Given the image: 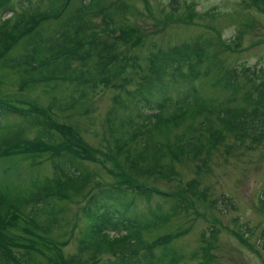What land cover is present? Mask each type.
Instances as JSON below:
<instances>
[{"label":"trees","instance_id":"trees-1","mask_svg":"<svg viewBox=\"0 0 264 264\" xmlns=\"http://www.w3.org/2000/svg\"><path fill=\"white\" fill-rule=\"evenodd\" d=\"M259 1L264 7V0ZM71 2L19 0L17 8L14 0H0V264H152L153 247L160 243L167 255L175 234L151 243L145 232L185 212L189 197H200L202 191L196 179L176 193L135 178H177L176 163L203 154L210 158L227 136L237 144L250 136L256 142L264 129V81H258L255 67L245 64L221 74L214 86L228 91L230 99L207 111L208 100L198 82L201 48L185 43L152 56L150 72L136 89L122 92L107 116L116 154L126 157L129 171L135 173L127 176L120 161L111 157L120 168L117 177L124 180L87 192L83 206L87 221L79 232L77 252L68 260L48 233L63 213L62 201L70 193L84 192L91 178L86 163L110 154L86 140L78 121H62L54 113L104 87L124 89L122 73L129 64L121 44L89 31L82 15L64 21L53 34L42 33L43 22L63 19ZM101 2L84 0L82 5L92 10ZM103 20L105 30L114 33L112 15L105 14ZM20 66L25 75L15 79L19 91L4 94L8 70ZM62 81L68 82L70 92L61 91ZM239 89L245 91L242 104L233 106ZM36 92L47 96L49 110L33 101L31 94ZM200 114L202 119L191 122L173 140L158 136ZM29 132L34 133L31 138ZM47 161L48 174L41 169ZM260 201L264 205V192ZM212 204L219 208L218 200Z\"/></svg>","mask_w":264,"mask_h":264},{"label":"rangeland","instance_id":"rangeland-1","mask_svg":"<svg viewBox=\"0 0 264 264\" xmlns=\"http://www.w3.org/2000/svg\"><path fill=\"white\" fill-rule=\"evenodd\" d=\"M14 1L20 8L19 0ZM83 1L72 0L63 19L45 20L42 33L53 34L64 21L82 15L89 31L101 32L100 37L121 44L120 51L129 57V64L122 73L124 89L104 87L65 111L54 113L59 120L78 121L86 140L110 154L105 160L101 154L86 163L91 178L84 192L70 193L62 201L63 213L48 233L62 247L68 260L77 252L79 232L87 221L83 213L87 192L99 185L124 180L117 177L120 168H116L111 157L120 161L127 176L133 173L126 157L124 161L116 154L107 116L122 92L133 91L147 76L152 69V56L175 45L196 43L203 56L198 82L203 97L208 100L204 104L207 111L226 105L230 99L228 91L214 86L221 74L245 64L255 67L258 81H264V7L259 0H102L92 10H85ZM105 14H111L115 21L114 33L104 28ZM122 35L128 37L122 39ZM24 68L8 70L10 76L2 85L4 94L19 91L15 79L25 75ZM61 83V91H71L68 82ZM244 92L239 89L238 97L231 101L233 106L242 104ZM31 96L40 108L49 110L46 95L36 92ZM203 116L163 129L158 136L162 141L173 140L177 133L187 131L191 122L196 123ZM33 134L27 135L31 138ZM176 165L177 178L163 179L156 175L135 178L139 183L176 193L183 190L188 180L196 179L202 191L200 197H189L185 212L145 232L151 243L164 234H175L167 244V255L160 243L153 247L152 264H171L173 260L174 264H264V205L260 201L264 192V129L256 142L250 136L246 142L237 144L233 136H227L210 158L205 154L196 160L183 158ZM41 169L50 173V162H45ZM214 200H218L221 210L214 207ZM223 201L229 205L224 206Z\"/></svg>","mask_w":264,"mask_h":264}]
</instances>
